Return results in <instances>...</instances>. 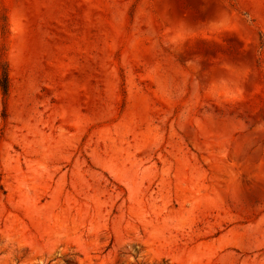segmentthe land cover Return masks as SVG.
Here are the masks:
<instances>
[{
  "label": "rangeland",
  "instance_id": "374dc122",
  "mask_svg": "<svg viewBox=\"0 0 264 264\" xmlns=\"http://www.w3.org/2000/svg\"><path fill=\"white\" fill-rule=\"evenodd\" d=\"M0 264H264V0H0Z\"/></svg>",
  "mask_w": 264,
  "mask_h": 264
},
{
  "label": "trees",
  "instance_id": "16d2710c",
  "mask_svg": "<svg viewBox=\"0 0 264 264\" xmlns=\"http://www.w3.org/2000/svg\"><path fill=\"white\" fill-rule=\"evenodd\" d=\"M0 89L4 97H7L10 92V80L7 63L0 64Z\"/></svg>",
  "mask_w": 264,
  "mask_h": 264
}]
</instances>
